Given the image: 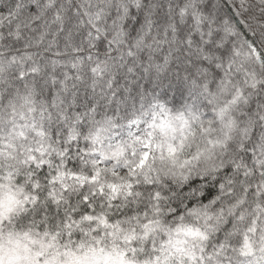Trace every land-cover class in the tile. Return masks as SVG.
<instances>
[{
	"label": "snow or ice",
	"instance_id": "obj_1",
	"mask_svg": "<svg viewBox=\"0 0 264 264\" xmlns=\"http://www.w3.org/2000/svg\"><path fill=\"white\" fill-rule=\"evenodd\" d=\"M0 264H264V0H0Z\"/></svg>",
	"mask_w": 264,
	"mask_h": 264
}]
</instances>
